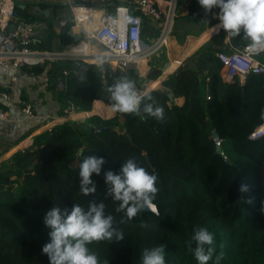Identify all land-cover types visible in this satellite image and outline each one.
Segmentation results:
<instances>
[{"label": "trees", "instance_id": "1", "mask_svg": "<svg viewBox=\"0 0 264 264\" xmlns=\"http://www.w3.org/2000/svg\"><path fill=\"white\" fill-rule=\"evenodd\" d=\"M76 3L113 13L119 0ZM47 7V3L14 1V15L50 24L32 48L51 51L54 41L60 46L79 44L81 40L74 42L67 33L72 24L59 28L58 33L51 29V19L42 12ZM187 9L188 14L174 18L170 34L179 45L184 44L186 36L203 31V14L199 13L203 8L197 0H190ZM178 20L198 26L197 32L178 33L174 29ZM214 23L211 21L210 26ZM144 30H148L147 23ZM226 36L219 28L186 58L177 73L173 72L180 59L170 62L164 71L158 70L162 68L160 59L166 58L165 48L153 55L151 67L146 63L138 65L145 71L144 77L134 68H113L107 62L102 67L86 64L84 69L70 59L65 66L59 60H46L44 65L22 67L23 72L39 76L46 89L43 91H49L60 105L58 116L65 110L76 111L55 119V123L76 120L51 126L36 134L29 146L13 152L27 141L31 131L26 129L27 125L35 126L39 118H25L15 125L20 131L15 143L25 140L9 150L6 157L13 153L0 162V264H49L41 251L49 240V229L43 222L45 214L53 207L70 210L73 204L87 209L93 202H103L105 214L112 215L114 227L124 233L123 240L113 238L89 245L101 264H140L143 249L158 245L165 249L166 264H198L190 251L195 247L191 236L196 226H207L215 233L214 258L223 253L218 264H264V152H256L264 136L248 138L264 122V72L247 73L243 83L236 75L232 81H225L221 75L224 65L217 54L232 52L225 42ZM229 38L233 45L248 44L242 33ZM194 40L196 37L175 48L171 60ZM53 63L56 68L52 70ZM63 69L67 74L61 75L60 88L56 76ZM162 73L169 75L162 80L161 88L153 89L159 86ZM122 76L134 79L139 91L153 87L147 81L155 83L147 94L163 106L166 118L148 116L142 104L139 113L117 112L111 118L101 119L99 116L115 113L108 89ZM178 97H183L182 103H177ZM21 102L22 106L30 103L27 97H22ZM0 106L13 115L10 101L0 99ZM32 108L37 116L34 105ZM87 114L99 116L77 119ZM119 116L123 117L122 122ZM213 131L222 140L223 154L217 150ZM244 132L247 134L239 143L238 137ZM87 155L103 156L105 164L101 174L94 176L96 191L85 196L79 191L78 164ZM130 157L156 174L158 189L153 200L157 212L139 211L131 219L118 210L119 202L107 193L103 177L104 171H118ZM242 182L249 185L246 193L238 190ZM207 264H214V259Z\"/></svg>", "mask_w": 264, "mask_h": 264}, {"label": "clouds", "instance_id": "2", "mask_svg": "<svg viewBox=\"0 0 264 264\" xmlns=\"http://www.w3.org/2000/svg\"><path fill=\"white\" fill-rule=\"evenodd\" d=\"M205 12L218 9L219 21L216 28L223 29L229 37L242 33L248 47L254 52H264V0H197ZM100 62L103 58H97ZM111 107L114 112L139 113L143 111L157 120H164L162 105L150 94H142L136 81L122 76L108 89ZM147 100L149 102L144 103ZM82 155V153H81ZM105 159L103 156L87 155L79 161V191L87 196L96 191L94 176L101 174ZM107 193L118 201V210H123L131 219L145 207L155 211L153 200L158 191L157 176L141 166L136 159L127 158L118 171L103 172ZM241 193L249 191L247 183H241ZM244 199V198H242ZM250 203L251 200L247 199ZM44 224L49 229V240L42 245L41 251L48 257L49 264H101L97 254L89 248L94 241L123 240L124 233L114 227V219L105 214L103 202L90 203L87 209L73 204L70 210L53 207L44 216ZM191 240V248L198 264H207L214 259L218 264L223 253L214 258L216 252L215 233L207 226H196ZM140 264H166L165 249L162 245L145 247Z\"/></svg>", "mask_w": 264, "mask_h": 264}, {"label": "built area", "instance_id": "3", "mask_svg": "<svg viewBox=\"0 0 264 264\" xmlns=\"http://www.w3.org/2000/svg\"><path fill=\"white\" fill-rule=\"evenodd\" d=\"M180 0H119L113 13H108L105 8L89 4H69V11L73 18L70 26H78L76 9H89V13L82 18L85 25L80 24L77 32L81 35V43L92 39L102 47L95 57L103 58V62L111 64L113 68H134L140 76L138 60L145 59V63L160 49L167 46L168 39L173 29L174 18ZM14 1L0 0V67L13 68L16 72L6 82L0 83V99L9 101L10 91L14 88L23 66L30 68L42 65L46 60L58 61L70 59L75 63L83 56L81 53L71 52L70 46H60L56 42V49L47 51L32 48L38 42L40 35L36 30V23L26 18L14 15ZM217 12V9H213ZM199 13H204L201 9ZM144 22L148 30H144ZM228 39V38H227ZM230 54L219 52L218 58L224 67L237 74L239 81L245 79L247 73L264 72V60L260 56L264 52H254L246 45H233L227 41ZM61 47L64 50H61ZM233 69V70H232ZM26 73V72H24ZM63 69L56 79L62 88L61 75H66ZM243 78V79H242ZM48 76L44 77V81ZM243 83V82H241ZM24 117H34L30 103L21 108ZM10 120L8 111L0 106V122ZM264 136V122L258 125L249 135L251 140ZM221 139L214 138L216 147L221 146Z\"/></svg>", "mask_w": 264, "mask_h": 264}, {"label": "crops", "instance_id": "4", "mask_svg": "<svg viewBox=\"0 0 264 264\" xmlns=\"http://www.w3.org/2000/svg\"><path fill=\"white\" fill-rule=\"evenodd\" d=\"M189 1L190 0H180L179 1L176 16L188 14L187 8L189 5ZM89 5H91V4H89ZM93 6H95V5H93ZM216 13L217 12H214V10H212V12H210V14H211L210 21L208 23L204 22L206 27L203 28V31L199 35H188V36H186L187 40L191 39V38H195V37H196V40H194L192 43H190L185 50H183L181 53H179L175 60H171L175 54L172 55L171 57L169 56L167 64L164 65L162 68H160V69L157 68V69L158 70L163 69V71H164V68L172 61H176L178 59H180V63L182 61H185L188 56H190L192 53H194L202 44L207 42L211 38V36L219 29V28L214 27V26L218 25V23H219V21L216 17ZM63 16H64V14H63ZM211 21H215V23L210 26ZM41 25L42 24H40V26ZM40 26H39V30H40ZM37 28H38V26H37ZM37 28H36V30H37ZM40 35H41V33H40ZM201 38H203L202 43L198 46L197 43ZM228 40H230V38H229V36H226L225 42L227 43ZM194 43L196 45L193 47H190V45H192ZM177 47L180 48L182 46L177 44V42L173 38L169 37L168 42H167V46L165 47L167 54H169V52H171V51L173 52L174 50H175L174 53H176L175 48H177ZM228 47H229V45H228ZM159 51H161V50H159ZM158 52H156L155 54H157ZM169 55H171V54H169ZM152 57L148 61V63H146L148 66H150V62L152 61ZM81 68L84 69L85 67H81ZM15 72L16 71L13 68L5 69V68L0 67V83L8 81L10 79V77ZM22 72L23 71H21V73ZM162 74H164V73H162ZM167 74L169 75V73H167ZM167 74H164L165 76L160 80L159 86L156 88H153V89H158V88L162 87L161 82L167 76ZM221 75L225 81H232L234 75H236L238 77V75L236 73L233 74V72H231V70H229L225 67H224V69H222ZM43 79H44V77H43ZM40 81L41 80H40L39 76L33 75L32 73H24L23 72L22 74L18 75L17 82H16L14 88L10 91L11 98L9 101H10V108H11L13 115L10 116V114H9L10 120L4 121V122H8V123L12 122V124L14 123L15 125H18L19 123H21L23 121V119L28 118V117H24L21 113V108H22L21 99H22V97H27L28 100L30 101V104L34 105L35 110L37 112V116L34 115V118L38 117L39 120H41L43 118L56 119L54 117L57 116V113L60 110V105L55 100H53L51 93L49 91H43L46 89L43 87V85L40 83ZM243 81H244V79L241 82H243ZM145 83H144V88H145ZM153 89H150V91ZM176 101H177V103H182L183 97L176 98ZM27 103H29V102H27ZM64 120H66V119H64ZM61 122L62 121L57 122V123H61ZM57 123H55V124H57ZM34 131L35 130H33V132ZM13 148L14 147L10 148L9 150H11ZM9 150H8V152H9ZM3 156H4V154H3Z\"/></svg>", "mask_w": 264, "mask_h": 264}, {"label": "rangeland", "instance_id": "5", "mask_svg": "<svg viewBox=\"0 0 264 264\" xmlns=\"http://www.w3.org/2000/svg\"><path fill=\"white\" fill-rule=\"evenodd\" d=\"M13 1H17L21 4H25V3H47L48 4V7H51L52 10H53V14L55 15V17L57 18H61L63 16V14L67 13L69 11V4L71 3H76L78 0H13ZM47 7V8H48ZM36 28H37V33L40 35V33L42 34L43 31L45 32V30L50 27V24L47 23V21H42V20H39V21H36ZM40 24H42L40 26ZM39 26H40V30H39ZM206 25L203 24V28H205ZM51 29H53L55 31V33H58L59 32V28L56 26V25H51ZM174 29L178 32V33H183L184 31L188 30L189 32L191 33H196L197 30H198V26H195V25H191L189 22H187L186 20H178L177 23L175 24V27ZM147 32V30L145 31ZM187 40V37L184 38V43L186 42ZM178 44V43H177ZM88 49H90L89 51L90 52H98L100 53L102 51V47L99 46L94 40H90L89 43H86L85 45ZM177 46V45H176ZM180 46H183V45H180ZM57 47H56V42L54 41L52 43V50H55ZM175 51V50H174ZM174 51L172 52H169V54H167V51L165 49V59H160L161 61V65L162 67L164 65L167 64L168 62V57L174 55ZM264 56L261 55V57ZM82 58H85V57H82ZM79 59L80 62H82L85 67L86 64H94L96 67H102V64L104 63L103 61L100 62L97 58H94V61L93 62H90V61H85V59ZM54 62V61H53ZM59 63L62 64V65H66L68 63V59H60L59 60ZM145 63L144 59L143 60H140L138 61V65H143ZM109 64V63H108ZM44 65V64H42ZM111 65V64H109ZM50 68L55 69L56 68V65L53 63L51 64ZM224 69V68H223ZM144 77V76H143ZM229 80V79H228ZM148 83V81H147ZM147 83L145 84V88H147ZM155 87V86H153ZM153 87H150V88H153ZM149 88V90H150ZM93 105V103H92ZM91 109H92V106H91ZM76 112V111H75ZM69 113H71L70 110H65L64 111V114L62 116H55L54 118H59V117H63V116H66L68 115ZM93 115H97V114H93ZM99 116V115H97ZM101 119H107V117H101L99 116ZM111 118V116H108ZM77 119H82L81 118H77ZM55 119L53 118H43L41 120H39V122L37 124H35V126L30 123L29 125H27V128L26 129H31L30 131V134L25 138L27 139V141L21 145L20 147H16L18 144H20V142H22L23 140H21L20 142H18L17 144L15 143L17 141V138H18V135L20 133V131L18 130V127L15 126V124L12 122L11 123H8V122H5V123H0V162L6 158H8L13 152L17 151V150H21L27 146H29V144L31 143L32 141V138L37 134V133H40L48 128H50L51 126L55 125V122H54ZM70 120V119H68ZM76 120V119H75ZM119 121L122 122L123 121V117L122 116H119ZM57 123V122H56ZM258 125V124H256ZM255 125V126H256ZM33 128V129H32ZM251 128V127H250ZM249 128V129H250ZM33 130H38L37 133H33ZM251 130V129H250ZM249 132V130H247ZM247 132L245 133H241L238 137V142L241 143L242 142V139L246 136ZM262 142V145L258 148V150H256V152L258 154H261L262 152H264V140L261 141ZM12 147H16L14 149V151L9 155V156H5L8 154V150ZM4 154V156H3ZM74 165H77V163H73Z\"/></svg>", "mask_w": 264, "mask_h": 264}, {"label": "water", "instance_id": "6", "mask_svg": "<svg viewBox=\"0 0 264 264\" xmlns=\"http://www.w3.org/2000/svg\"><path fill=\"white\" fill-rule=\"evenodd\" d=\"M42 12H43L44 16L49 17V18L51 19L52 23H53L54 25H56L58 28H61V27L65 26V25H67V24H72V23H73V18L71 17L70 13H68V12L65 13L64 16H63L62 18H57V17H55V15L53 14V10H52L51 7H48V8H46V9H44ZM210 17H211V14H210L209 12H205V11H204V13H203V19H204V22L208 23V22L210 21ZM145 26H146V23L144 22V27H145ZM67 33L72 37V39H73L74 42H79V41L81 40V35H80V33H79V32H76V31H73V29H72L71 27H69ZM75 46H76V45H72V46H70V47L73 49ZM184 64H185V61H182V62L179 64V66L177 67V69H176L173 73H177V72L179 71V69H180ZM76 65H78V66H80V67H84V66H83L84 64H83L82 62H80V61H77V62H76ZM149 91H150V90L145 91L144 89L140 90V92H141L142 94H145V95H146ZM169 97L171 98V95H170V94H169ZM71 112H75V111H74V110H71ZM85 113H88V111L85 112ZM92 115H93V114H87V115H85V116L82 117V118L90 117V116H92ZM115 115H117V112H115L111 117H113V116H115ZM107 118H110V117H107ZM66 120H68V119H66ZM66 120H63L62 122L66 121ZM70 120H75V119H70ZM212 136H213L214 138H217V137H218V135H217V133H216L215 131H213ZM217 150L219 151L220 154H223V151H222V149H221L220 147H217ZM145 157H146V160L148 161V157H147V155H145ZM154 206H155V205H154ZM143 211H152V212H155V213H156V212H157V209H156V206H155V211H153V209H152L151 207H145L144 209H142V210L140 211V214H141Z\"/></svg>", "mask_w": 264, "mask_h": 264}, {"label": "bare ground", "instance_id": "7", "mask_svg": "<svg viewBox=\"0 0 264 264\" xmlns=\"http://www.w3.org/2000/svg\"><path fill=\"white\" fill-rule=\"evenodd\" d=\"M89 9H86V8H83V9H76V14H77V17H78V26H74L72 29H73V31H78L79 30V26H80V24H82V25H85V23H84V21L82 20V18L83 17H85V15H87L88 13H89ZM61 50H64V48L63 47H61ZM90 49H88L86 46H82V47H74L73 49H72V51L71 52H75V53H81V55L83 56V57H85V58H82V59H85V61H90V62H93L94 61V58H97V57H95V55H93V54H95V53H98V52H90L89 51ZM144 58H141V59H139L138 61H140V60H143ZM144 61H145V59H144ZM138 69H139V67H138ZM140 70V69H139ZM140 73L142 74V75H144L145 74V71H141L140 70ZM165 75H160L158 78H159V80H161L163 77H164ZM148 85H151V86H156V84L155 83H153L152 81H149L148 82Z\"/></svg>", "mask_w": 264, "mask_h": 264}]
</instances>
